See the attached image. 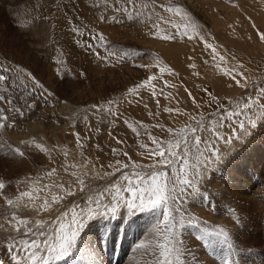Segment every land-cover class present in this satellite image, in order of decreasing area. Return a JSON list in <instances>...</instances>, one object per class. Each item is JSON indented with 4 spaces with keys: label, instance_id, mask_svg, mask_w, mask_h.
I'll list each match as a JSON object with an SVG mask.
<instances>
[{
    "label": "rangeland",
    "instance_id": "374dc122",
    "mask_svg": "<svg viewBox=\"0 0 264 264\" xmlns=\"http://www.w3.org/2000/svg\"><path fill=\"white\" fill-rule=\"evenodd\" d=\"M0 77L2 258L77 232L92 264L264 261V0H0Z\"/></svg>",
    "mask_w": 264,
    "mask_h": 264
},
{
    "label": "bare ground",
    "instance_id": "6f19581e",
    "mask_svg": "<svg viewBox=\"0 0 264 264\" xmlns=\"http://www.w3.org/2000/svg\"><path fill=\"white\" fill-rule=\"evenodd\" d=\"M164 21V23H169V24H171V21L170 20H163ZM69 24V23H68ZM71 25V24H70ZM63 28V30H64V26L62 27ZM67 28V27H66ZM69 31V30H68ZM65 33H66V36H70V35H67V33L68 32H66L65 31ZM70 33V32H69ZM72 37V36H71ZM67 39V38H66ZM73 40V39H72ZM124 41V40H123ZM36 46V45H35ZM27 52H29V51H27ZM33 65V64H32ZM39 68V70H41L40 69V66L38 67ZM39 70H38V72H39ZM42 70H43V68H42ZM41 73V72H40ZM46 78V77H45ZM2 83H4V82H2ZM1 86V85H0ZM12 90V89H11ZM7 98V97H6ZM9 105V104H8ZM64 106L65 105H68V104H63ZM69 106V105H68ZM61 108V107H60ZM71 108V107H70ZM63 109V108H62ZM62 109H58L57 108V110L55 111V114L58 116V118H59V121H61V122H63V125H66V126H70L71 125V119H70V115H72L71 113H69V112H71V109H69L70 111L69 112H63V110ZM65 109H66V111H68L67 109L68 108H66L65 107ZM8 110V109H7ZM10 110V109H9ZM8 113V112H7ZM54 113V112H53ZM9 114V113H8ZM74 114V113H73ZM54 117V116H53ZM61 119V120H60ZM61 126L60 128H59V131H58V129L57 130H49V133L51 134V135H55L57 132H59V135H60V133H63V132H65L66 130H65V128H64V126ZM39 128V126L36 124V123H30L26 128H25V131L23 132H21L20 134L22 135V136H25V137H32V136H35V133H36V131H37V129ZM9 134H10V131H9ZM35 166V165H34ZM38 167V166H37ZM14 173V172H13ZM10 174H11V172H10ZM67 174H68V172H67ZM248 182V181H247ZM254 191V190H253ZM75 195V194H74ZM248 198V197H247ZM254 198V197H253ZM252 198V199H253ZM246 199V198H245ZM250 199V198H249ZM248 199V200H249ZM248 200H246L247 202H248ZM255 200V199H254ZM251 201V200H250ZM255 202V201H254ZM252 203V202H251ZM250 202H249V204H251ZM252 205H254V204H252ZM175 207V206H174ZM180 208V207H179ZM206 208V207H205ZM252 208V207H251ZM253 208H255V207H253ZM203 209V208H202ZM256 210V209H255ZM184 211V210H183ZM202 211V210H201ZM211 210H209V212H210ZM204 212V213H203ZM202 213H199L198 215H200V214H202L204 217L206 216V215H204L205 214V211H203ZM37 213V212H36ZM185 213V212H184ZM256 213H258V212H256ZM197 215V216H198ZM255 216H258L257 214L255 215ZM94 217V216H93ZM191 216H189V218H190ZM199 217H201V215L199 216ZM198 217V218H199ZM253 217V216H252ZM184 218H186V217H183V219ZM188 218V217H187ZM186 218V219H187ZM192 219H194V218H192ZM86 220V219H85ZM89 220V219H88ZM91 220V219H90ZM185 220V219H184ZM189 220V219H188ZM190 220H191V218H190ZM255 221V220H254ZM85 222V221H84ZM185 222V221H184ZM253 222V221H252ZM86 224L87 223H89V221H86L85 222ZM84 223V224H85ZM255 223V222H254ZM253 223V224H254ZM256 224V223H255ZM82 225V224H81ZM255 226V225H254ZM87 227V226H86ZM163 228L165 227V226H162ZM160 228V226L159 225H157L156 226V229L157 230H161V229H163V228ZM83 228H85L84 226L82 227V230H83ZM13 229H15V227L13 228ZM79 229V228H78ZM87 229V228H86ZM141 231H145V230H143V229H141ZM219 231V230H218ZM84 232H85V229H84ZM21 233V232H20ZM77 233V232H76ZM185 233V232H184ZM148 235V234H147ZM20 236V235H19ZM18 236V237H19ZM78 236H80V235H78ZM17 237V238H18ZM53 237V241L52 242H50L51 240L49 239L48 240V243L46 244V245H44V246H40L39 244H37L36 243V245L38 246H40V249L37 251V253H42L43 255H45V256H43V257H41V258H35V260L33 261V260H25L24 259V263H21V264H51V263H45V262H51V261H55V262H53V264H92L91 262H90V260H93L94 259V257H91L90 259H83V258H78V259H73V260H70V259H72V257L73 258H75L74 257V255H77L73 250L75 249V245L73 244V243H71V247L70 248H68V251H67V253L66 254H64L63 256H60V258L59 259H57L56 257L59 255V251H57V252H52V250H54V249H59V246H60V244L63 242V239H61V238H56L55 236H52ZM170 237V235H167L166 237H165V240L167 241L168 240V238ZM186 237V236H185ZM51 238V237H50ZM146 238H147V236H146ZM254 238V237H253ZM79 239V238H78ZM84 239V238H83ZM96 239V237H95V234H92V236L90 237V240H89V243H88V245H86L87 246V249H83V251H81V255L82 256H94V255H96V253H97V247H96V242H97V240H95ZM257 241H256V245H259L260 247L258 248V249H254V252L256 253L255 254V258L258 260V257H259V255L260 254H262V253H264V243L261 241V238L258 236L257 238ZM41 241V240H40ZM86 241V240H85ZM163 241V240H162ZM169 241V240H168ZM189 241H191V240H189ZM254 241V240H253ZM249 242H250V240H249ZM251 243V242H250ZM14 244V243H13ZM12 244V245H13ZM191 244V243H190ZM14 245H16V244H14ZM93 245V246H92ZM17 246V245H16ZM90 246V247H89ZM92 246V247H91ZM189 246V245H188ZM13 247V246H12ZM15 247V246H14ZM190 247H192V245H190ZM255 247H257V246H255ZM77 248V247H76ZM0 249H1V247H0ZM21 248H19V251H20V253H21V250H20ZM192 249H193V247H192ZM15 250V249H14ZM25 252V251H24ZM19 252H17V254H18ZM104 252H102L101 254H103ZM165 254H167V253H164L162 256H164ZM70 256V257H66V258H64L65 256ZM229 255V254H228ZM64 258V259H63ZM0 260L3 262V264H11V262L10 261H7V260H5L4 258H2L1 257V255H0ZM58 260V261H57ZM64 260V261H63ZM201 260H203V259H201ZM200 260V261H201ZM226 260V259H225ZM224 260V262H223V264H227L226 262L227 261H225ZM228 260V259H227ZM113 261H114V259L112 260V264H113ZM208 261V260H207ZM206 261V262H207ZM201 263V262H200ZM208 263V262H207ZM206 263V264H207ZM13 264H15V263H13ZM158 264V263H157ZM205 264V263H204ZM229 264V263H228ZM234 264V263H233ZM260 264H264V261L261 259V263Z\"/></svg>",
    "mask_w": 264,
    "mask_h": 264
},
{
    "label": "snow or ice",
    "instance_id": "6c2138e0",
    "mask_svg": "<svg viewBox=\"0 0 264 264\" xmlns=\"http://www.w3.org/2000/svg\"><path fill=\"white\" fill-rule=\"evenodd\" d=\"M0 79H5V77H0ZM5 99L4 97H0V100ZM185 145L187 144V141L185 140ZM201 143L200 139H196V144L199 145ZM199 151V149H197ZM161 157H164V152L160 151L158 153ZM219 159V157H217ZM159 178V183H157V179ZM179 179V178H178ZM184 184L190 183L188 180H183L182 181ZM141 183H144L141 181ZM149 184L154 185V187L150 188L151 194L148 195V203H136L135 200L132 201H126L127 208L129 209H138V210H147V209H152V208H157V207H162L165 206L167 200L170 198L166 193L168 192V183H167V177L166 174L163 172L160 173H154L151 175ZM3 185H0V188H2ZM172 191H175V188L173 187ZM153 195H155V199H153ZM133 196L136 197V199H139V196L135 192H133ZM116 213L115 207L112 209V214ZM165 220H168V217H165ZM76 233L73 232L71 234V237H64L63 242L59 246V255L56 257L57 259L60 258V256H63L64 254L67 253L68 248L71 247L72 240L75 238ZM168 245H171V241L168 242ZM166 245H159V247L162 249V252L168 253L171 251V248ZM14 250V248L12 249ZM12 260L17 261V264H20V261L17 256H12ZM29 260H35V253H32L29 257ZM0 264H3L2 261H0ZM161 264H168V262L164 259L162 256Z\"/></svg>",
    "mask_w": 264,
    "mask_h": 264
}]
</instances>
